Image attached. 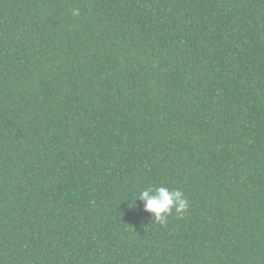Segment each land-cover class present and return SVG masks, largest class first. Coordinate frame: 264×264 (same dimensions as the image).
<instances>
[{"label":"trees","instance_id":"obj_1","mask_svg":"<svg viewBox=\"0 0 264 264\" xmlns=\"http://www.w3.org/2000/svg\"><path fill=\"white\" fill-rule=\"evenodd\" d=\"M0 264H264V0H0Z\"/></svg>","mask_w":264,"mask_h":264},{"label":"clouds","instance_id":"obj_2","mask_svg":"<svg viewBox=\"0 0 264 264\" xmlns=\"http://www.w3.org/2000/svg\"><path fill=\"white\" fill-rule=\"evenodd\" d=\"M72 14L79 15V10L73 9ZM135 199L142 201L144 209L160 222H164L165 217L173 209L178 215H183L189 207L188 200L181 190L175 189L170 191L164 186L143 189Z\"/></svg>","mask_w":264,"mask_h":264}]
</instances>
